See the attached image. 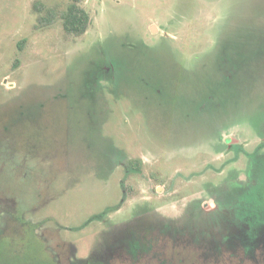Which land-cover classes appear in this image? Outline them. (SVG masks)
I'll list each match as a JSON object with an SVG mask.
<instances>
[{"label":"rangeland","instance_id":"obj_1","mask_svg":"<svg viewBox=\"0 0 264 264\" xmlns=\"http://www.w3.org/2000/svg\"><path fill=\"white\" fill-rule=\"evenodd\" d=\"M73 1L0 0V234L25 233L3 248L23 264H166L192 230L212 248L236 236L230 203L248 154L264 158V0H77L81 34L60 15ZM227 50L247 63L229 82ZM137 235L167 246L133 261ZM248 244L215 264H264V231ZM183 253L170 264L205 259Z\"/></svg>","mask_w":264,"mask_h":264},{"label":"trees","instance_id":"obj_2","mask_svg":"<svg viewBox=\"0 0 264 264\" xmlns=\"http://www.w3.org/2000/svg\"><path fill=\"white\" fill-rule=\"evenodd\" d=\"M60 15L63 27L68 33L81 34L86 30L89 24V15L84 8L78 5L77 0H74L64 11L60 13ZM222 56L226 62L228 60V63L230 58L233 59L230 57L229 50H227L226 53H223ZM233 60L235 62H230L226 69L219 67L220 70L226 71V79L228 82L230 79L236 78L237 73H241L242 70H244L241 73L243 74L247 70V63H244L243 59L240 60V58H237ZM248 157L251 159V183L245 190H243L242 194L238 196V202L230 203V210H232L233 214H236L235 218L237 219V225L240 221L245 223L248 235L254 242L255 237L259 236L264 231V158H259L256 155V152L251 153L250 155L248 154ZM138 162L140 163L141 161L138 160ZM26 231L31 234V238L38 240L34 235L33 227L29 229L27 228ZM24 235L25 233L23 234V237H11L0 234V264H23L22 262H19V259L24 257L22 254L23 250L19 248H3V243L8 241L10 242L9 245H16L15 243L22 240ZM141 236L142 235L135 236L133 239L134 241L130 242V244L135 250L141 249V252L143 253L144 249L150 250L152 248V242L150 239L145 238V236ZM155 238L156 237L153 236V242H155ZM38 241L40 244L39 247L43 248L41 241ZM137 250L135 253H137ZM45 259L46 260L44 262L40 261V264H52L49 256ZM170 263L171 259H169L166 264Z\"/></svg>","mask_w":264,"mask_h":264},{"label":"flooded vegetation","instance_id":"obj_3","mask_svg":"<svg viewBox=\"0 0 264 264\" xmlns=\"http://www.w3.org/2000/svg\"><path fill=\"white\" fill-rule=\"evenodd\" d=\"M104 68H105V70L107 69L106 66ZM96 83H97V78H95V80L93 82L90 81L89 83H87L85 85V89L92 93L96 89V88L94 89V86L96 87ZM223 213H225V212H223ZM243 225H244V227H242V224H241V228L239 229L237 235L234 236V237H231V235H229V233H227V234L225 233V235L222 238H214L215 239V243H214V247L213 248L212 247H207V245H206L207 242L205 240V238H207V237L203 236V234H201V232H200L201 230H199V229L192 230V232L193 231L196 232L194 235L190 234V235H192L193 238L189 235V237H187L186 240H185V241H187V243H184V245H180L181 246V248H180L181 250H178L176 252V254L172 255L169 258L171 259V261H173L172 259L177 257L182 262L186 263L187 259L185 257V253H187V252L183 253L184 251H191V252H196V253L200 252L199 254H193L192 253L193 255H196V256L199 255V256L205 258L204 260H201L202 262H199V264H215V263H220L219 261H225L226 253L229 252L231 254V249L233 248V246H239L240 247V251L242 253L251 252L252 249H253V246H256V245L248 244V239L252 240V238L248 235L247 226L245 225V223H243ZM211 230L213 232H215L214 229H211ZM210 233H211V231H210ZM217 233L218 232L216 231L215 233H212V234L216 235ZM258 238H260V235L256 236L254 240H257ZM235 239L239 240L240 243L239 244H234L233 240H235ZM189 242H191V244H189ZM192 242H194V243H192ZM125 245H126V247L128 249V254L132 258L133 261H136V258L137 257L139 258L142 254L151 252L153 250L156 252L157 251L155 249L156 246H160L159 252H163V251H161L162 250L161 246L162 247H166L167 246V245H164V244H162V245H160V244H151L152 248L150 250L144 249L143 253H142L141 249H139V250L136 249L137 253H135L136 250L133 248V246L130 244L129 241H128V244H125ZM188 248H191L192 250H187ZM142 249H143V247H142ZM161 254L159 256H161ZM230 254H228V256ZM182 256H183V258H182ZM212 256H214V259H212ZM52 261H53V259H51V262ZM168 261H169V259L167 258V256H165V257L161 258L160 263L161 262L162 263H167Z\"/></svg>","mask_w":264,"mask_h":264}]
</instances>
